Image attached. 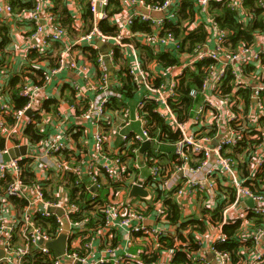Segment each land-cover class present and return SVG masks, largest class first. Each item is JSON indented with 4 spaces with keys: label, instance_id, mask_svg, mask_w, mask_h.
<instances>
[{
    "label": "built area",
    "instance_id": "obj_1",
    "mask_svg": "<svg viewBox=\"0 0 264 264\" xmlns=\"http://www.w3.org/2000/svg\"><path fill=\"white\" fill-rule=\"evenodd\" d=\"M242 1L227 0V5L231 10H240ZM22 2L30 3V9L14 13L7 0H0V20L7 23L12 18L20 19L31 26L30 51L42 52L55 43H63V47L55 53L54 65L41 70L40 84L30 79L22 82L19 95L27 101L21 108H13L7 88H3L8 68L2 73L0 264H142L144 256L158 251L161 238H171L174 246L186 247L192 231L170 223L164 196L172 197L183 220L198 218V198L206 208L213 209L220 202L225 204L219 219L212 221L207 216L204 230L193 231L192 239L197 245L191 252L193 264H261L264 261V222L256 225L253 217L264 219V176L257 177L264 165V133L252 147L248 141L256 137L252 131L264 129V47L244 45L229 49L225 44L226 31L213 19L207 21L208 0H196L207 16L204 21L207 35L193 53L180 51L179 40L172 32L164 31V24L177 16L180 0H121V11L114 15L106 9L109 0H89L90 26L85 29L83 21L75 19L72 29L77 34L72 38L50 12V0ZM257 2L264 6V0ZM102 20L115 25L114 35L100 29ZM135 21L150 23L152 31L133 32L131 26ZM98 40L101 47L96 45ZM76 46L81 53L74 52ZM142 46L168 52L180 62L168 70L158 69L150 61L144 62ZM83 47L99 49L94 61L89 51H82ZM107 47L105 53L100 51ZM117 50L121 54L119 62L115 61ZM207 59L211 63L206 67L200 87L189 91L191 98L200 96L201 100L191 106L187 117L180 119L170 105L176 95L177 79L185 68ZM255 63H260V69L246 70ZM120 65L135 83L134 94H139L133 110L125 106L115 111L121 144L111 152L105 147L108 138L102 130V122L107 119L105 108L112 99L126 101L123 88L120 91L115 85L116 78L111 80L110 68L118 71ZM92 69L96 70L95 81ZM64 70L82 79V84L72 85L79 99L78 119L95 123L92 152L83 165L64 158L70 149L71 135L64 130L62 121L54 136L43 135L35 142L23 133L26 126L35 125L44 134L35 119L36 114L41 115L43 111L41 92ZM227 75L233 78V87L230 94H222L221 84ZM155 78L162 81L155 83ZM244 88L250 89L246 113L244 102L236 95ZM150 102L155 106L153 112L165 119L172 131L179 133L176 141L169 143L160 133L155 136L149 133L142 111ZM133 121L139 122V131L129 130ZM145 141L153 143L145 157L149 174L145 178L139 174L132 176L127 172L128 154L136 153ZM162 144L173 146L172 169H163L159 163ZM23 145L24 154L9 156L11 148ZM236 146L241 152L236 157L229 156ZM70 176L73 180H68ZM129 176L130 180L124 182ZM133 184L144 187L150 199L128 197ZM157 185L163 197L157 198L154 194ZM81 187L88 194V209L80 207L70 197L71 188ZM246 198H251L252 205L244 202ZM187 199H193L194 205H189ZM55 208L62 210L68 223L64 252L60 256H55L46 245L63 229L61 216L52 211ZM238 220L240 229L236 239L241 243L238 255L243 258L234 262L231 252L218 249L217 244L227 241L223 227ZM180 234L187 241L179 240ZM164 250L157 261L148 264H180L172 261L171 248Z\"/></svg>",
    "mask_w": 264,
    "mask_h": 264
},
{
    "label": "trees",
    "instance_id": "obj_2",
    "mask_svg": "<svg viewBox=\"0 0 264 264\" xmlns=\"http://www.w3.org/2000/svg\"><path fill=\"white\" fill-rule=\"evenodd\" d=\"M13 6V12L16 13L21 9L28 10L30 9V3H24L22 0H7ZM150 1H158V0H150ZM80 5L82 11V19L85 23L84 27L87 29L90 26V20L92 17V13L90 11L89 0H77ZM51 3V11L54 15L57 16L60 23L67 28L70 34H75L76 32L72 29V18L70 14L67 12V4L65 0H50ZM240 10H231L227 5V0H208L206 7V15L209 18L213 19L219 27L226 31V42L225 44L231 50H236L240 46H250L254 45L259 38V36L264 37V6L257 2V0H243ZM121 0H109L108 6L106 7L107 11L110 15L117 14L121 11ZM202 17V12L197 4L196 0H180L179 2V12L175 17L174 21H169L164 24V31L172 32L175 37L179 40L181 48L180 51L186 53H193L194 49L197 45L205 42L206 39V28L204 21L197 22V17ZM199 17V18H200ZM83 23V24H84ZM190 26H194V28H190ZM100 29L110 35H114L116 32L115 25H112L108 20H102L99 22ZM131 30L133 32H151L152 27L148 22H139L135 21V23L131 26ZM136 38V37H135ZM137 39V38H136ZM135 39V40H136ZM138 40V39H137ZM10 42L7 26L4 22L0 20V53H3L4 49L8 46ZM137 44L140 46L138 41ZM84 53L87 51L90 52V58L94 61L95 57L98 55L99 49L83 47L82 50ZM141 53L144 58V62H151L158 69L168 70L170 67L178 64L180 59L174 55H171L168 52L157 51L152 47H141ZM30 59H34L37 55L35 51H31L29 53ZM7 53H4V56L0 58V80L2 78L3 71L6 70L8 65V61H5ZM121 54L117 50L115 61L119 62ZM210 60H204L201 62H196L192 67H187L184 69L182 74L177 79L176 86V95L174 100L171 99L170 105L176 114L180 117V119L187 117L189 114V109L191 106L197 105L201 98L197 96L195 99L189 96V91L191 88H199L203 78L205 77L206 67L210 65ZM118 73L116 72L115 76L119 77V82L116 83L117 89L120 91L123 88L124 96L126 101L112 99L107 105L105 110L107 112L111 111H119L121 108L128 106V99H131L133 94L136 92V86L131 78L125 74L124 68L120 65L118 69ZM247 71H255L256 68L253 65H249L246 67ZM41 69L30 66L19 74H14L9 77L7 81V91L9 93L8 100L12 103L14 109L21 108L26 103L27 99L19 95V90L21 84L26 79H30L31 82L41 83L40 80ZM155 83H160L162 81L161 78H155ZM233 87V78L230 75H227L221 84V93L222 94H230L231 89ZM250 89L244 88L239 89L237 92V96L240 98V101L244 102V111L246 113L247 107L250 103ZM47 101V100H46ZM43 100L41 110H48V105L52 104V110L56 112L57 100H50L46 102ZM154 104L152 102L146 104L144 110L142 111V115L144 119L147 121V126L149 129V133L152 136L161 134V137L166 142L172 143L176 141L180 136L177 131H172L171 127L167 124L165 119L161 118L157 113L153 112ZM36 121L40 119V113L35 116ZM9 122H12V119H9ZM24 135L30 139L31 142L37 141L39 138H42L43 134L39 132L38 128L35 125H28L23 130ZM252 134H255V139H249L250 147H252L253 142H258L262 138V133H264V129L262 131H252ZM3 146V141H0V148ZM241 152V148L236 146L232 148V150L228 153L229 156L236 157L238 153ZM174 159V155H173ZM160 165H164L166 169H172L175 161H172V164L169 168H167V163L163 164L160 162ZM264 176V165L257 175L258 179ZM73 176H70L68 180H73ZM119 184H114L117 187ZM79 194L77 195V192ZM154 194L157 195V198L163 197L162 191L159 185L153 189ZM233 192V191H232ZM88 194L87 192L81 188H71L70 189V197L73 201H75L80 207L84 209H88ZM232 196V193H230ZM164 203L167 207L168 220L171 224H178L179 228H187L189 231H192L188 235V244L186 247L174 246V240L168 237H164L159 239L160 247L158 251H154L149 254V256L143 257L142 264L153 263L157 261L159 254L164 249H172L174 252V256L172 258L173 262L180 264H193L191 252L197 248V245L193 242L192 237H194L193 231H202L205 228V224L207 223L206 217L210 216L212 221H215L220 218L221 210L224 207V203L220 202L216 204V206L211 209L209 207H205L200 210L198 218H189L187 220H183L180 216V211L178 206L172 197L164 196ZM253 222L256 225H260L264 222V219L260 216L253 217ZM240 221H236L232 224H227L223 227V231L227 235V241L224 243L217 244V248L221 250H227L231 252V256L233 261L243 258L242 255H238L239 249L241 247V243L236 239V234L240 229ZM182 234L179 235V238ZM179 240L187 241L185 237H181ZM248 246V245H246ZM185 248V249H184ZM188 248V249H187ZM264 264V261L261 263Z\"/></svg>",
    "mask_w": 264,
    "mask_h": 264
},
{
    "label": "crops",
    "instance_id": "obj_3",
    "mask_svg": "<svg viewBox=\"0 0 264 264\" xmlns=\"http://www.w3.org/2000/svg\"><path fill=\"white\" fill-rule=\"evenodd\" d=\"M65 1L67 4V12L70 14L73 22L75 19H81L83 21L82 11L77 0ZM51 8L52 7L50 3L49 9ZM50 12L52 13L51 10ZM199 17H197L196 19L197 22H201V20L205 21L207 18V16L203 13L202 17ZM12 19L11 21L5 23L7 26L10 42L4 49L3 53H0V58L4 56L5 52L7 53V56H5V61H8V65L6 67L8 68L7 81L9 80V77L11 75L19 74L30 66L40 68L42 71L47 70L48 68L53 66L55 63V53L62 49L63 43H55L49 45L42 52L35 51L37 55L34 59L31 60L29 58V53L31 52L30 46L31 44H33V41H31L28 36L31 32V26L26 21H21L20 19ZM209 19L210 18L208 17L207 21ZM76 34L77 33L73 35L70 34L71 38ZM254 45L257 49L264 47V37L259 36ZM74 52L81 53L78 49V46L74 47ZM253 66L256 68V70L260 69L261 67L260 63H255ZM110 70L112 71L111 80L115 81L116 78V81L119 82V77L117 78L115 76V73H118L119 70L116 71L114 70V68H110ZM91 72L93 73V80L95 81L96 70L92 69ZM74 83L82 84V79L78 77L76 73L69 70H64L61 73L55 75L52 78L51 82L46 85V87L41 92V97L43 98V100H47L46 102H49L50 100L55 99L58 102L56 105V112L52 110V104L48 105V110L43 109L40 115V119L38 120V126L44 131V136H54L56 132H58V124L62 121L64 130H66V132L70 133L71 135L69 144L70 149L65 152L64 158L76 164L83 165L85 159L88 158L92 152V133L95 130V123L94 121L82 122L78 119L79 106L77 107V101L79 104V99H77V92L72 89V85ZM6 86L7 82L5 83L3 88H6ZM138 94L139 93L137 92L136 94H133L131 99H128V106L131 108V110H133L136 104ZM88 96L91 97L92 94H89ZM106 118L107 119L102 122V130L105 132V135L108 138L105 147L109 151L114 152L121 144L120 137L118 136V114L115 111L106 112ZM139 128V122L133 121L129 130L139 131ZM213 142L216 141L213 140ZM140 147L136 153L129 152L127 158L130 160V165L127 172H129L130 175L132 174V176L134 174H139L142 176V178H145L149 174V169L146 165L145 157L152 150V146H147L143 148L142 151H140ZM159 159L163 164L167 163V168H169L173 161V146L170 144L160 145ZM161 166L163 169H166L164 165L161 164ZM130 177L131 176L126 177L124 179V182L129 181ZM193 197L194 196H191V198ZM187 202L189 205H194L193 199H187ZM194 207H196V205ZM199 213L200 211L197 212L198 215Z\"/></svg>",
    "mask_w": 264,
    "mask_h": 264
},
{
    "label": "water",
    "instance_id": "obj_4",
    "mask_svg": "<svg viewBox=\"0 0 264 264\" xmlns=\"http://www.w3.org/2000/svg\"><path fill=\"white\" fill-rule=\"evenodd\" d=\"M141 11H143V9H141ZM146 12L147 11H143ZM96 45L98 47H101V42L98 40L96 42ZM108 49L105 48L104 50L100 48L101 52H106V50ZM153 143L150 141H145L142 143L141 147H140V151L143 150V148L147 147V146H152ZM26 150V147L23 145L20 148H11L9 151V156L10 157H16L20 154H24ZM7 159V156L5 157ZM128 197H139L141 199H145V200H149L150 199V194L149 192L142 186H138V185H131L128 191ZM245 203L252 205V200L251 198H246ZM52 211H54L57 215L61 216V220L63 223V229L58 233V235L52 240L49 241L48 243H46V245L53 251L55 256H60L63 252H64V247H65V243H66V234H67V219L62 215V210L59 208H55L52 209ZM148 224L151 223V221L147 222Z\"/></svg>",
    "mask_w": 264,
    "mask_h": 264
},
{
    "label": "rangeland",
    "instance_id": "obj_5",
    "mask_svg": "<svg viewBox=\"0 0 264 264\" xmlns=\"http://www.w3.org/2000/svg\"><path fill=\"white\" fill-rule=\"evenodd\" d=\"M220 200V197L217 199V202ZM211 203H212V205H214V204H216V201H211ZM196 205H197V208L199 209V210H201V209H203V208H205L206 206L203 204V200L202 199H200V198H198L197 199V203H196Z\"/></svg>",
    "mask_w": 264,
    "mask_h": 264
}]
</instances>
